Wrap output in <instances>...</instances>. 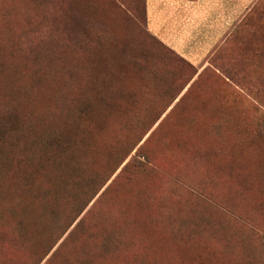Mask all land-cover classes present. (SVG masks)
<instances>
[{
  "label": "rangeland",
  "instance_id": "1",
  "mask_svg": "<svg viewBox=\"0 0 264 264\" xmlns=\"http://www.w3.org/2000/svg\"><path fill=\"white\" fill-rule=\"evenodd\" d=\"M0 264H264V0L198 64L146 0H0Z\"/></svg>",
  "mask_w": 264,
  "mask_h": 264
},
{
  "label": "crops",
  "instance_id": "2",
  "mask_svg": "<svg viewBox=\"0 0 264 264\" xmlns=\"http://www.w3.org/2000/svg\"><path fill=\"white\" fill-rule=\"evenodd\" d=\"M249 0H146L151 35L193 64L226 37Z\"/></svg>",
  "mask_w": 264,
  "mask_h": 264
}]
</instances>
